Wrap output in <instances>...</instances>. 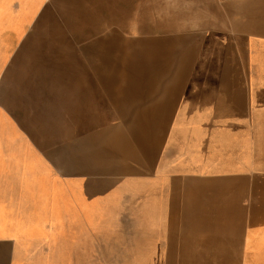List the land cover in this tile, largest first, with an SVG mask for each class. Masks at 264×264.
<instances>
[{
    "label": "crops",
    "instance_id": "obj_1",
    "mask_svg": "<svg viewBox=\"0 0 264 264\" xmlns=\"http://www.w3.org/2000/svg\"><path fill=\"white\" fill-rule=\"evenodd\" d=\"M0 264H264V0H0Z\"/></svg>",
    "mask_w": 264,
    "mask_h": 264
}]
</instances>
